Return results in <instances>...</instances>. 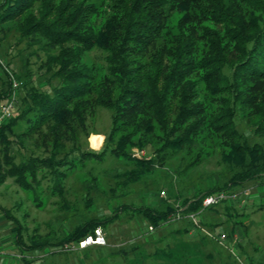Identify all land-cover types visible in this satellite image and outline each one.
I'll use <instances>...</instances> for the list:
<instances>
[{
  "label": "trees",
  "instance_id": "trees-1",
  "mask_svg": "<svg viewBox=\"0 0 264 264\" xmlns=\"http://www.w3.org/2000/svg\"><path fill=\"white\" fill-rule=\"evenodd\" d=\"M110 2L112 14L95 31L90 22L97 8L83 0H0V106L12 95L13 79H19L15 61L4 64L2 50L24 42L30 49L40 45L22 59L25 84L18 114L0 127V188L12 179L39 206V189L63 197L66 181L80 166L107 154L130 167L115 175L118 186L144 185L163 162L196 146L206 129L224 139L228 152L222 161L229 179L184 202L181 210L122 204L105 221L90 219L64 230L57 243L39 244L27 235L22 222L27 214L18 215L21 203L0 205L21 253L62 245L70 252L121 214L159 229L172 214L181 212L187 219L228 203L205 208L209 196L246 184L264 185V142L259 140L264 139V0ZM175 11L182 16L169 46L164 34ZM11 33L18 35L14 44L8 39ZM94 50L101 56L89 65L84 57ZM31 56L37 59L35 70ZM200 93L216 101L214 110L199 99ZM98 107L111 112L110 132L99 150L82 149L77 132L89 138L87 122ZM20 122L26 128L16 133ZM41 133L39 146L33 138ZM149 137L158 139L160 147L148 158L134 157L135 150L150 146ZM64 142L72 143L69 150H62ZM229 208L225 205L227 212Z\"/></svg>",
  "mask_w": 264,
  "mask_h": 264
},
{
  "label": "rangeland",
  "instance_id": "rangeland-1",
  "mask_svg": "<svg viewBox=\"0 0 264 264\" xmlns=\"http://www.w3.org/2000/svg\"><path fill=\"white\" fill-rule=\"evenodd\" d=\"M83 1L97 8V15L90 24L98 31L112 14L111 2ZM181 16L182 12L175 11L168 21L164 36L169 46L172 36L178 33ZM206 25L212 26L209 23ZM17 38L16 33L8 35L10 44H14ZM39 46L30 49L27 42H24L14 46L11 51L2 50L4 64L10 60L15 61L13 66L17 69L16 76L22 84L15 94L13 116L18 114L19 98L25 84L22 78V59L28 56L29 49L34 52ZM39 54L44 56L43 52ZM97 56L101 55L94 50L86 54L84 62L94 64ZM144 58L142 59L145 60ZM36 61L35 56L29 58L31 69L37 68ZM99 63L102 64L101 61ZM97 67L100 68V65ZM102 73L103 71L101 75ZM199 88L203 87L200 85ZM199 99L214 110L215 100L204 97L203 93H200ZM24 128V123L20 122L14 131L19 133ZM110 129L111 112L96 108L87 122L86 132L90 134L89 138L84 133L77 132L78 146L88 149L92 144L96 148L102 142L103 146ZM123 130L125 129L121 132ZM93 134L101 136H92ZM121 134L116 136V140ZM36 138V143L40 146L43 134L36 135L33 139ZM259 140L264 142V139ZM223 141V138L206 129L196 139V146L163 162V167L157 168L146 177L144 185H133L127 189L118 186L120 179H115L116 174H122L130 168L126 162L110 154L102 161L91 159L66 181L63 197L52 194L50 190L41 193L39 189V206L31 201L30 192L21 190L9 179L0 188V205L12 208L21 203V212L18 215L21 217L20 214H27L22 221L23 226L27 229V235L34 236L39 244L57 243L56 238H61L64 230L73 231L90 219L105 221L122 204L152 206L162 211L181 210L184 202L210 187L221 186L228 181L229 173L222 161V156L228 149L224 147ZM46 142L48 148H51V138L47 137ZM149 142L150 146L144 151V158H148L151 150L161 145L153 137H149ZM71 146V142H64L62 150H69ZM94 178L95 181H92ZM255 187L260 186L258 183L246 184L223 192L229 196L226 200L228 203H221L215 209H207L194 219L189 216L183 219L181 212L172 214L169 221L159 229L151 228L138 217L130 219L121 214L120 220L114 224L99 228L106 240L105 245L81 248L79 244L78 248H73L70 252L62 245L21 253L13 244L11 223L0 212V264H25L23 258L30 264H250V261L253 264H264V190H254L250 201L249 192ZM225 205L230 207L228 212ZM191 224H195L194 227ZM213 225L218 226L215 229ZM185 229L191 230L184 231ZM179 230L182 231L181 234L176 233ZM223 234L227 238L221 241Z\"/></svg>",
  "mask_w": 264,
  "mask_h": 264
},
{
  "label": "built area",
  "instance_id": "built-area-1",
  "mask_svg": "<svg viewBox=\"0 0 264 264\" xmlns=\"http://www.w3.org/2000/svg\"><path fill=\"white\" fill-rule=\"evenodd\" d=\"M0 63L1 59H0ZM21 83L15 79H13L12 81V95L10 97V99L5 102L4 104H2L0 106V127L6 122L8 121L15 112V94L17 92V90L21 87ZM134 157L136 158H144L145 157V152L144 151H135V155ZM229 199V196L224 194V193H220L218 195L215 196H209L207 198H205L204 202H203V206L205 208H209L212 206H216L218 204H220L221 202H224L226 200ZM191 219H194V216H190ZM227 237L225 234L221 235L220 240H225ZM106 244V240L103 236L102 231L96 230L95 232V237H89L87 240L83 241L80 243V247L81 248H85L89 245H98V246H103Z\"/></svg>",
  "mask_w": 264,
  "mask_h": 264
},
{
  "label": "crops",
  "instance_id": "crops-1",
  "mask_svg": "<svg viewBox=\"0 0 264 264\" xmlns=\"http://www.w3.org/2000/svg\"><path fill=\"white\" fill-rule=\"evenodd\" d=\"M92 136H101V135H100V134H93ZM102 144H103V142H102ZM102 144H101L100 147H102ZM90 147H91L92 149H95V150L100 149V147H96V148H94L92 144H91ZM263 188H264V186H263V187L260 186V187H255V188L251 189V191L249 192V193L251 194V196H248V197H250V201H251V199H252L253 191H254V190H256V191H257V190H258V191H260V190H264ZM250 262H252V261H250Z\"/></svg>",
  "mask_w": 264,
  "mask_h": 264
}]
</instances>
